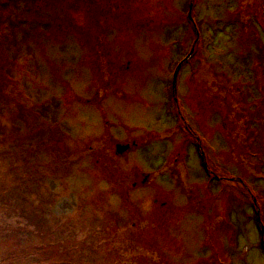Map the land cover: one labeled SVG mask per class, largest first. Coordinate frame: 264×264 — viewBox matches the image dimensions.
Masks as SVG:
<instances>
[{
    "label": "rangeland",
    "instance_id": "obj_1",
    "mask_svg": "<svg viewBox=\"0 0 264 264\" xmlns=\"http://www.w3.org/2000/svg\"><path fill=\"white\" fill-rule=\"evenodd\" d=\"M0 110V264H264V0H0Z\"/></svg>",
    "mask_w": 264,
    "mask_h": 264
},
{
    "label": "trees",
    "instance_id": "obj_2",
    "mask_svg": "<svg viewBox=\"0 0 264 264\" xmlns=\"http://www.w3.org/2000/svg\"><path fill=\"white\" fill-rule=\"evenodd\" d=\"M13 93H14L13 94V97H10L9 98V102H11V101L14 100V102L17 105V113L19 114L20 117H22V115H25V107H24V105L21 102H18L17 101V100H20V98H19V95L17 93L15 94V90H13ZM29 108H30V111H32V108L31 107H29ZM30 114H31V112H28V108H27V114H26V116L29 117ZM33 123L34 124H33V127H32V131L33 132H37L40 129V127H41V122L39 123L38 121H36L35 119H33ZM32 131H30L29 134L32 133ZM18 157H20V156L16 155L15 158H18ZM21 164H23L22 160H21ZM0 175L2 177V182H0V184H1V187L3 189V192L0 195V207H1V209H6V203H9V202H7V200H8L9 194H10V188H9V186H7L6 181H3V180L6 179L7 171L1 170V168H0ZM17 180L19 181V179H17ZM15 190H17V193H18V188L17 187H15L12 191H15ZM12 191H11V194L13 193ZM18 194H17V196H18ZM14 196H16V195H14ZM26 201H27V198L26 197H19V202L20 203H24ZM12 216H13V212H9L8 218L9 217L12 218ZM9 227H10V225H7L4 222L3 229L0 228V235H3L9 229ZM13 257H15V255H12V254L6 255V258L3 257V259H2V264H4V261H8L9 259H11Z\"/></svg>",
    "mask_w": 264,
    "mask_h": 264
},
{
    "label": "water",
    "instance_id": "obj_3",
    "mask_svg": "<svg viewBox=\"0 0 264 264\" xmlns=\"http://www.w3.org/2000/svg\"><path fill=\"white\" fill-rule=\"evenodd\" d=\"M192 8H193V3H191V5L189 7L188 17H189V20L194 21L193 18H192V14H191L192 13ZM176 74H177V72L174 75V92H175V82H176V77H177ZM129 148H130L129 145L119 144V145H117L116 152L117 153H123L125 150H127Z\"/></svg>",
    "mask_w": 264,
    "mask_h": 264
}]
</instances>
